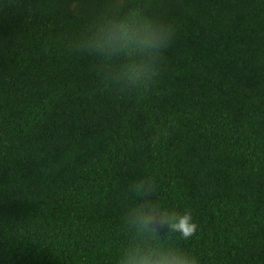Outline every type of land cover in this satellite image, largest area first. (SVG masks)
Here are the masks:
<instances>
[{
  "label": "trees",
  "instance_id": "16d2710c",
  "mask_svg": "<svg viewBox=\"0 0 264 264\" xmlns=\"http://www.w3.org/2000/svg\"><path fill=\"white\" fill-rule=\"evenodd\" d=\"M127 4L176 37L119 92L72 42ZM198 224L202 264H264V0H0V264H117L133 179Z\"/></svg>",
  "mask_w": 264,
  "mask_h": 264
},
{
  "label": "clouds",
  "instance_id": "9594fccd",
  "mask_svg": "<svg viewBox=\"0 0 264 264\" xmlns=\"http://www.w3.org/2000/svg\"><path fill=\"white\" fill-rule=\"evenodd\" d=\"M176 37L165 19L127 4L92 14L74 39V52L92 58L107 85L119 92L147 89L158 78L162 61ZM151 180L137 177L127 186L121 215L126 237L117 264H202L201 257L165 242L164 231L188 241L198 231L190 210L177 212L153 196Z\"/></svg>",
  "mask_w": 264,
  "mask_h": 264
}]
</instances>
